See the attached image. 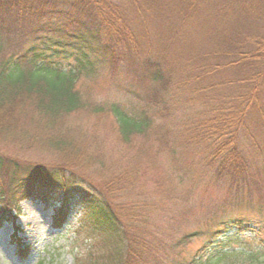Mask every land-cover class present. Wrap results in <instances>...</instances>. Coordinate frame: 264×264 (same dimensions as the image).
Listing matches in <instances>:
<instances>
[{
    "label": "trees",
    "instance_id": "trees-1",
    "mask_svg": "<svg viewBox=\"0 0 264 264\" xmlns=\"http://www.w3.org/2000/svg\"><path fill=\"white\" fill-rule=\"evenodd\" d=\"M4 143L47 159L23 173L0 160V228L35 197L56 226L82 206L86 264H264L262 250L231 246L249 228L239 217L177 240L155 220L170 202L189 213L201 185L230 199L264 188V0H0Z\"/></svg>",
    "mask_w": 264,
    "mask_h": 264
},
{
    "label": "rangeland",
    "instance_id": "rangeland-1",
    "mask_svg": "<svg viewBox=\"0 0 264 264\" xmlns=\"http://www.w3.org/2000/svg\"><path fill=\"white\" fill-rule=\"evenodd\" d=\"M156 23L159 30L165 34L164 23H162L164 28L159 25L160 22L156 21ZM187 32L199 34L200 29L196 26ZM151 41L154 43L153 39ZM161 43L168 45L166 40ZM200 43H197L198 47ZM106 78L103 75L96 88L101 96L112 94L106 85ZM92 121L91 118H74L72 120L73 123H78L88 129L92 128ZM106 123L109 126L112 121L109 119V122ZM100 127L102 128V124ZM115 141L116 136L110 130L106 137V146H104L107 155L111 154ZM46 159L45 154L34 149L20 147L13 143L0 144V160L7 161L9 172L12 171V165L15 163L18 164V168L14 170L23 173L34 163L43 162ZM165 170V166L157 168L158 173L165 174ZM253 170L256 171L255 168ZM259 170L264 172L262 164ZM258 176L260 178L261 175L258 174ZM84 186L81 185L80 188H84ZM251 191L249 196L243 197L239 193V195L234 194L236 197L233 196L230 199L224 189L213 183L201 185L196 189V195L189 204V213L185 214L181 203L173 202L171 204L170 202L167 210L168 215L161 213L162 216H156L155 220L158 225L162 224L164 227L171 224L176 231L174 235L178 234L175 239L177 240L184 231L212 228L223 220L236 216L242 219L241 222L248 223L249 228L244 229L242 233L237 231L240 239L233 240L231 246L262 250L264 255V230L262 229L264 227V188L259 191L253 189ZM236 198H243L242 202ZM18 206L21 208V213L14 223H6L0 228V264H38L40 260H43V264H86L89 262L91 240L83 233H78L77 230L83 212L81 205L72 206L67 220L59 226L55 225L51 209L46 208L35 197L19 201ZM254 227L260 228V231ZM203 241L202 237L194 238L186 248L182 249V253L185 256L191 255L202 245ZM24 245L29 248L26 257L20 252ZM179 249L180 247H177L174 251L181 254ZM160 264H168V262L162 260Z\"/></svg>",
    "mask_w": 264,
    "mask_h": 264
}]
</instances>
